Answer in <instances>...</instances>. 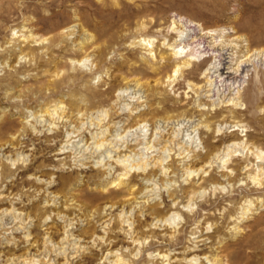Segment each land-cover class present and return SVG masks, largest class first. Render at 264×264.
<instances>
[{
  "label": "rangeland",
  "instance_id": "1",
  "mask_svg": "<svg viewBox=\"0 0 264 264\" xmlns=\"http://www.w3.org/2000/svg\"><path fill=\"white\" fill-rule=\"evenodd\" d=\"M173 16L228 29L223 40L242 37L236 46H212L207 62L264 48V0H0V264H111L113 254L130 264H172L176 248L201 238L207 242L187 253L198 264H264V176L257 185L250 177L260 174L256 154L264 151V54L245 65L246 79L231 75L214 82L218 94H195L188 81L205 85L201 72L211 63L175 77L172 65L155 70L153 58L144 61L137 43L153 39L149 47L157 49L156 28ZM23 34L34 37L24 41ZM206 36H198V52L212 45ZM236 87L243 106L212 108L207 95L227 100ZM54 105L64 108L51 118L45 110ZM141 123L155 139L150 157H164L168 171L149 181L153 165L135 168L124 185H110L121 171L113 161L136 159L130 151L143 136L135 132ZM104 130L109 141L99 148L95 138ZM184 131L198 143L180 144L175 135ZM236 141L244 148L212 163ZM183 162L206 173L177 172ZM135 183L129 195L126 187ZM246 197L257 210L242 215ZM175 212L171 224L158 221ZM169 233L174 237H161Z\"/></svg>",
  "mask_w": 264,
  "mask_h": 264
},
{
  "label": "bare ground",
  "instance_id": "2",
  "mask_svg": "<svg viewBox=\"0 0 264 264\" xmlns=\"http://www.w3.org/2000/svg\"><path fill=\"white\" fill-rule=\"evenodd\" d=\"M145 27L142 26V29H144ZM156 32L158 34V36L160 37V42H159V45L156 47L157 49H150V46L152 43H153V39H141V40H138L137 43H139L140 46L144 47V51L142 52V58L144 59V61H150L152 58L155 60V63L152 64V68H154L155 70L160 68L161 65H172L173 68H174V76H182V77H185V76H189L190 74L192 75L193 72L196 73V71L194 70V67L196 65V63H199V65H203V66H206L205 64L207 63H211L209 64L208 67H206L202 72H201V75L202 77L201 78H205V79H208L207 81V86L206 84H201L197 82V84H193L191 81H188V86L191 88L192 91L195 92V94H200L202 92H207V93H215L216 92V89H215V81L220 79V80H223L225 82H227V80L231 77V75H236V76H243V79H246L247 77V73L245 74V72L249 71V70H246L245 69V65L251 61V58H259V56L263 55L264 54V48L261 49L260 51L259 50H250L248 48V51L247 53L242 56L243 59H239L235 56L236 53H231L229 58V62H225V59H224V56L219 54L218 56L215 54V56L213 57V60H211L212 62H207L206 61V58L209 56L210 58V54L208 55L209 52H207L208 49L212 48V46H217L218 45H221V46H227L226 44L228 43L229 44H232L235 46L238 45L237 43H235V41H238L240 39H242V37L238 36L234 39H228V40H223L224 37L228 34H231L232 32H228V29H223V30H218V29H212V30H206L205 28H203V26L198 23V22H194L192 21L191 19H188L187 17H184V16H179L178 17H174L169 21L167 22L166 24H163V25H159L157 28H156ZM220 32V33H219ZM206 36V35H209L210 37L213 38L212 40V45H206L204 44V47H202V45L200 46V51L198 52V50L196 48H199V47H196L195 46V43L198 41L197 38L198 36ZM24 38V41L28 40V39H31L32 35L28 36L27 34H23L22 36ZM207 37V36H206ZM37 37L35 36V38H33V42H37L38 40L36 39ZM40 39V38H39ZM45 41V40H44ZM43 41V42H44ZM229 41V42H228ZM203 42V41H201ZM200 43V42H199ZM208 43V42H207ZM210 43V42H209ZM138 46V45H137ZM150 46V47H149ZM208 46V47H207ZM217 50V49H216ZM225 50V49H224ZM154 51L157 52V54L154 53ZM213 51V50H212ZM218 54V53H217ZM156 55V56H155ZM212 55V54H211ZM214 55V54H213ZM152 56V57H151ZM85 59L83 58L82 61H78L79 64H82L84 63ZM153 61V60H152ZM147 63V62H146ZM145 63V64H146ZM198 66V64H197ZM151 67V66H150ZM202 67V66H201ZM197 68V67H196ZM199 68V67H198ZM202 69V68H201ZM250 72V71H249ZM194 73V74H195ZM167 78H169L168 81L172 82L174 81L173 78H172V75L171 76H168ZM214 79V80H213ZM137 84L140 85V81L139 80H136ZM222 81V82H223ZM218 83V81H217ZM216 83V85H217ZM247 83V81H246ZM221 84V83H220ZM238 84V83H237ZM219 86V84H218ZM245 86V85H244ZM210 88V90H206V88ZM217 88V87H216ZM237 88V87H236ZM234 89V88H233ZM220 90V89H219ZM218 90V91H219ZM237 91H235L234 93V96H230V99H227V100H219L218 97L217 99L216 98H213V95H207L211 98V101L213 102L212 104V108H214V106H219L221 105V103L225 106V107H229L230 105H234V106H243L241 101V96H240V88H237L236 89ZM127 90L126 89H123L121 90L120 93L122 92H126ZM217 94L219 92H216ZM201 95V94H200ZM204 95V94H203ZM215 95V94H214ZM202 96V95H201ZM204 97H206L204 95ZM213 98V99H212ZM135 99V98H134ZM221 99V98H220ZM199 104V103H198ZM199 108L201 109H204L205 108V105L204 104H199L198 105ZM64 106H61V105H54L53 107H49L45 110V114L51 118L55 117L59 110H63ZM198 109V108H197ZM205 110V109H204ZM105 111V110H104ZM198 111V110H197ZM134 113H136L134 110H133ZM100 113V112H99ZM108 113V112H107ZM129 115V114H128ZM127 115V116H128ZM100 118V117H99ZM97 120V119H96ZM119 120V119H118ZM116 122V121H115ZM222 125V124H221ZM101 126V125H100ZM187 126V125H186ZM206 126V124H205ZM224 126V125H223ZM240 125H225V128H228L230 129L231 128V131H235L237 130ZM102 127V126H101ZM184 127V126H183ZM188 127V126H187ZM207 127V126H206ZM221 127V126H220ZM219 127V129H220ZM109 128V127H108ZM204 128V127H203ZM132 129V128H131ZM209 129V127H208ZM141 131V133H143V136H139V137H136L135 138V143H133L135 146L133 147L134 149L132 151H130V153L134 152V150H136V159L131 161V157L130 156H127V155H120L117 159H115L116 161H113V162H116L117 166L121 167V171L119 172V174H117V178H115L114 180H112L110 183V185H113V186H119V185H124L128 179V175L131 174L135 168L139 171L140 169L143 170L144 172L147 170V168L149 166H154V168L157 169V172L153 173V174H149L150 177L148 178L149 181L152 180V177L154 174H157L158 172H161L164 174L167 173L168 171V168L166 169L165 167V162L167 161L166 159H164V157H158V158H154L153 156L150 157L149 153L151 152V150L153 148H156V144L154 143V140L155 139H151V137L149 138V130L147 129V124L146 123H141L136 129H135V132L137 131ZM197 130V129H196ZM210 130V129H209ZM239 130V129H238ZM132 131V130H131ZM195 131V130H194ZM198 131V130H197ZM195 131V133L197 132ZM183 133V134H182ZM178 135H175L176 138H178L179 136H181V142L180 144H190L191 142L192 143H198L199 140L196 139L197 135L196 136H193V132H182ZM104 136L102 138H100L99 136L96 137L95 139H97L96 141V144L99 145V148L102 147V145L106 144L105 142L109 141L108 138H106V135H107V132L104 130L103 132ZM120 134V133H119ZM151 134V133H150ZM182 134V135H181ZM121 135V134H120ZM141 135V134H140ZM109 136V135H108ZM123 136V135H122ZM211 137V136H210ZM111 138V137H110ZM175 138V139H176ZM175 142V141H174ZM212 142V141H211ZM111 143V142H110ZM113 143V142H112ZM117 143V142H116ZM168 143H172L174 144L171 140L168 141ZM244 142L242 141L241 142H232L230 145H227L226 148H225V151H226V154L224 156H220V154H222V149L217 151L215 153V155L212 157L214 159V161L212 163H215V161H217V158L219 160H221L222 162H226L229 160V152H232V155H233V152H236L237 149H233V147H236V146H242L241 144H243ZM124 144V143H123ZM177 144V142H176ZM179 144V145H180ZM170 145V144H169ZM214 145V143H213ZM183 145H181L182 147ZM244 146V145H243ZM242 146V147H243ZM241 147V148H242ZM98 148V147H97ZM132 148V147H131ZM158 148V147H157ZM183 148V147H182ZM244 148V147H243ZM247 148V147H246ZM120 149V148H119ZM176 149V147H175ZM217 149V148H216ZM215 149V150H216ZM61 150V149H60ZM59 150V151H60ZM163 150V149H162ZM180 150V149H179ZM186 150V149H185ZM124 151V150H123ZM127 151V150H126ZM169 151V150H168ZM188 151V150H187ZM192 151V150H191ZM195 153H196V150H194ZM258 151V150H257ZM94 152V151H93ZM128 152V151H127ZM167 152V151H166ZM172 152V151H171ZM255 152V151H254ZM259 153L256 154V156H259L262 162V164L259 166V173L260 174H253V172L251 173L250 171V177L252 178V180L254 181L255 185H257V183H261L262 180H260V176H264V151H258ZM60 153V152H59ZM98 153V152H97ZM100 153V152H99ZM115 153V152H114ZM123 153V152H122ZM186 153V152H185ZM198 153V152H197ZM203 153H210L209 150H207L206 152H203ZM225 153V152H224ZM61 154V153H60ZM91 154V153H90ZM117 154V153H116ZM171 154V153H170ZM189 154V153H187ZM184 155V156H187ZM193 154V153H192ZM98 155V154H97ZM154 155V154H153ZM168 155V153H167ZM177 155V154H176ZM190 155V154H189ZM198 155H200L198 153ZM109 156V155H108ZM194 156V154H193ZM228 157V158H227ZM232 157V156H231ZM230 157V158H231ZM102 158V157H101ZM133 158V157H132ZM195 158V157H193ZM192 158V159H193ZM228 160H226V159ZM188 159V158H187ZM191 159V160H192ZM200 159V158H199ZM202 160V159H201ZM200 160V161H201ZM6 161V160H5ZM91 161V160H90ZM98 161V160H97ZM186 161V160H185ZM198 161V160H196ZM199 161V162H200ZM206 161V160H205ZM210 161V160H208ZM237 161V160H236ZM112 162V161H111ZM204 162V161H203ZM218 162V161H217ZM260 162V163H261ZM100 163V162H99ZM197 163V162H196ZM192 164V163H191ZM194 164V163H193ZM200 164V163H199ZM198 164V165H199ZM248 164V163H247ZM252 164V162H251ZM212 165V164H210ZM100 166V165H99ZM181 168H178L176 169L177 172L178 171H185L189 176H192L194 174H198L200 175V171H202L203 173H206L205 171H203V168L199 166V170H191L189 167H186L184 162L183 164H181ZM190 166V165H189ZM209 166V165H208ZM224 166V165H223ZM249 164L246 165V164H243V166H239L241 168V171L239 170V172L241 173L242 170H246L248 171L249 169ZM191 167V166H190ZM205 167V165H204ZM219 167H222V166H219ZM100 168V167H99ZM111 168V167H110ZM117 168V167H116ZM153 168V169H154ZM170 168V167H169ZM223 168V167H222ZM224 168H226L224 166ZM238 168V166H237ZM252 168V167H251ZM87 169V168H86ZM152 169V168H151ZM205 170V168H204ZM227 170V168L225 169ZM230 170V169H228ZM238 170V169H237ZM236 170V171H237ZM117 171V169H116ZM172 171V170H171ZM175 171V170H174ZM212 171V170H211ZM224 171V169H223ZM231 171V170H230ZM234 171V170H233ZM10 172V171H9ZM208 172V171H207ZM175 173V172H173ZM229 173V172H228ZM231 173V172H230ZM230 173H229V176L230 177ZM214 174V173H213ZM216 174V173H215ZM233 174V173H232ZM1 175V174H0ZM3 175V174H2ZM174 175V174H173ZM176 175V174H175ZM183 175V174H182ZM244 175V174H243ZM130 176V175H129ZM171 176V175H170ZM177 176V175H176ZM209 176V175H208ZM207 176V177H208ZM216 176V175H215ZM226 176V174H225ZM184 177V176H183ZM211 177V175H210ZM213 177V175H212ZM227 177V176H226ZM146 178V177H145ZM144 178V179H145ZM221 178V177H220ZM249 178V177H247ZM249 178V179H251ZM142 179V178H141ZM213 178H211L212 180ZM215 179V178H214ZM222 179V178H221ZM221 179H218V180H221ZM146 180V179H145ZM204 180V179H203ZM218 180L215 179V181L218 182ZM196 181V180H195ZM202 181V180H201ZM210 181V180H209ZM214 181V180H213ZM214 181V182H215ZM223 181V180H222ZM205 183V182H204ZM212 183V182H211ZM224 183V181H223ZM240 183V182H239ZM251 183V182H250ZM128 184V183H127ZM131 184V183H130ZM128 185L126 188V192L129 193V195H132L137 187V184L135 183L134 185ZM140 184V183H139ZM142 184V182H141ZM210 184V183H209ZM217 184V183H216ZM215 184V185H216ZM108 185V184H107ZM197 185V184H196ZM203 185V183H202ZM143 186V185H142ZM223 186V185H222ZM250 186V185H249ZM201 187V186H200ZM200 187L198 189H200ZM205 187V186H204ZM217 187V186H216ZM117 188V187H116ZM119 188V187H118ZM226 188V187H225ZM195 189V188H194ZM202 189V188H201ZM200 189V190H201ZM221 189V188H220ZM198 190V191H200ZM203 190V189H202ZM201 190V191H202ZM197 192V191H195ZM208 192V191H207ZM198 193V192H197ZM196 193V194H197ZM201 193V192H200ZM260 193V192H259ZM258 193V194H259ZM195 194V193H194ZM199 194V193H198ZM197 194V195H198ZM206 194V193H205ZM261 194V193H260ZM254 195V194H253ZM251 196V194H250ZM257 196V195H256ZM262 196H264V194H262ZM193 197V196H192ZM247 199H245V204H247V206H245L243 209H244V213L242 215H248L249 212L251 211H254V210H257V208H253L255 205H253V200L250 198L248 200V197H246ZM255 198V197H254ZM242 199V198H241ZM256 200H257V197H256ZM183 202V201H182ZM190 202V201H189ZM238 202V201H237ZM243 202V201H242ZM241 203V202H240ZM258 203L259 205H262L264 207V200L260 199V201L258 200ZM176 204V203H175ZM180 204V203H179ZM244 204V205H245ZM243 205V203H242ZM258 205V204H257ZM258 205V206H259ZM176 206V205H175ZM189 208V207H188ZM186 209V208H185ZM184 210V209H182ZM211 211V210H210ZM209 212V211H208ZM176 212L175 214H171L169 216V218H166L165 219H162V220H159V222H161L162 224H165V225H169V223L171 224V221L173 220L174 217H176ZM179 215V214H178ZM190 216V215H189ZM241 217V216H240ZM239 217V218H240ZM245 218V217H243ZM190 219V218H189ZM236 226V225H235ZM238 226V225H237ZM236 226V227H237ZM198 230V229H197ZM205 232V231H204ZM209 232V231H207ZM198 233V232H197ZM200 234V233H199ZM203 234V233H202ZM194 235V234H193ZM161 237H167L168 239L174 237V233H169L168 235H161ZM200 237V236H199ZM198 237V238H199ZM163 238V239H164ZM192 238V237H191ZM175 239V238H174ZM173 239V240H174ZM193 239V238H192ZM191 240V239H190ZM207 239L205 238H201V240L199 242H201L202 244V241H206ZM175 241V240H174ZM172 241V243L174 242ZM192 241V240H191ZM188 242V241H187ZM199 242H196V244L192 245V246H185V247H178L176 248L175 250H179L180 252H175L173 254V257L170 258L171 260V263L172 264H198L197 261L199 260V258L197 256H192L190 257L187 253L189 252H192V251H197V248H199ZM207 242V241H206ZM205 242V244H206ZM189 243V242H188ZM187 243V244H188ZM204 243V242H203ZM179 243H177L176 245H179ZM203 246V245H202ZM196 249V250H195ZM202 250V249H201ZM167 252V251H166ZM170 252V250H169ZM172 252V251H171ZM177 255H184V257H178ZM114 257L113 261L111 264H130V260L128 259V257H120L118 256L117 254H113L112 255ZM162 256V255H161ZM164 257H167L169 258L168 255H163ZM177 256V257H176ZM14 259V258H13ZM164 259V258H163ZM166 259V258H165ZM174 259V260H173ZM168 260V259H167ZM38 261V260H37ZM169 261V260H168ZM22 262V261H21ZM26 263L25 264H28L27 261H25ZM34 262V261H33ZM110 262V260H109ZM32 263V262H31ZM146 264V263H144Z\"/></svg>",
  "mask_w": 264,
  "mask_h": 264
}]
</instances>
